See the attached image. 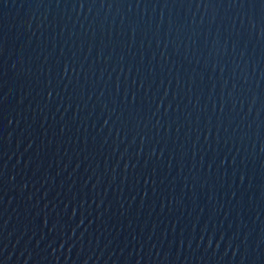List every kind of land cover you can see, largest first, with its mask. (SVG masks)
I'll use <instances>...</instances> for the list:
<instances>
[{"label":"water","instance_id":"obj_1","mask_svg":"<svg viewBox=\"0 0 264 264\" xmlns=\"http://www.w3.org/2000/svg\"><path fill=\"white\" fill-rule=\"evenodd\" d=\"M0 264H264V0H0Z\"/></svg>","mask_w":264,"mask_h":264}]
</instances>
